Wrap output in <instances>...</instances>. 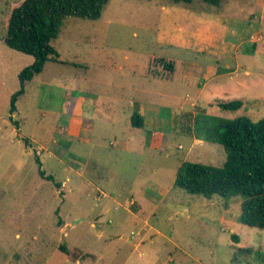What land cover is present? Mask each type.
<instances>
[{"label": "rangeland", "instance_id": "374dc122", "mask_svg": "<svg viewBox=\"0 0 264 264\" xmlns=\"http://www.w3.org/2000/svg\"><path fill=\"white\" fill-rule=\"evenodd\" d=\"M23 1L0 0V264H264L242 196L175 185L183 162L227 157L201 139L197 114L264 118V0H110L98 20L66 17L52 42L63 62L48 61L11 114L34 61L4 41ZM139 107L144 128L127 123ZM62 244L96 258L70 260ZM238 247L253 250L240 263Z\"/></svg>", "mask_w": 264, "mask_h": 264}, {"label": "trees", "instance_id": "16d2710c", "mask_svg": "<svg viewBox=\"0 0 264 264\" xmlns=\"http://www.w3.org/2000/svg\"><path fill=\"white\" fill-rule=\"evenodd\" d=\"M224 1L171 0L175 4L201 3L208 8H219ZM109 2L110 0H24L12 10L4 41L11 48L32 55L34 61L19 72L20 87L11 96V114L17 111V102L25 94L27 82L40 74L48 61L63 62L52 42L59 37L65 18L98 20ZM161 62L167 70L173 71V62H166L163 58ZM243 105L244 102L240 99L219 103L224 110H239ZM131 123L137 128L144 126V117L139 108H135ZM195 124L203 137L199 138L222 144L227 157L222 166L195 161L183 162L177 170L175 185L191 194L203 195L209 199L220 196L227 203L232 197L240 195L243 197L240 221L248 226L264 229V118L254 122L246 115L225 118L197 114ZM39 172L43 178L54 181L53 175H47L41 168ZM56 185L60 186L58 183ZM232 238L238 242L240 237L233 234ZM60 249L73 261L96 258L63 244ZM252 252L250 247H238L233 260L240 263V254ZM245 264L249 263L246 261Z\"/></svg>", "mask_w": 264, "mask_h": 264}, {"label": "crops", "instance_id": "0c3cea01", "mask_svg": "<svg viewBox=\"0 0 264 264\" xmlns=\"http://www.w3.org/2000/svg\"><path fill=\"white\" fill-rule=\"evenodd\" d=\"M79 100H81L80 101V103H78V104H80L81 105V103L83 102V101H85V99L84 98H80ZM144 103H146L145 101L147 100V99H141ZM73 102V104H75V102L77 103V99H75V100H73L72 101ZM131 104L133 105L134 104V99H133V101L131 102ZM100 105H98V107H99ZM113 106H110L109 108H112ZM81 109V108H80ZM139 112H140V114L144 117V126H145V115H144V113L143 112H141V110H140V107H139ZM70 114V113H69ZM122 114L123 115H121L120 116V119L122 120L123 119V116H124V112H122ZM133 114V113H132ZM132 114H131V116H132ZM77 115L76 114H74V112L73 113H71L70 114V117L72 118V119H77V118H75ZM125 117V116H124ZM124 120V119H123ZM76 121H80V123H82L84 120L83 119H81V117H80V120L78 119V120H76ZM127 123L129 124V126H132V127H134L133 125H132V123H131V117L129 118V120L127 121ZM144 126H143V128H144ZM134 201H136V200H134ZM134 201H133V203H134ZM95 256V255H94ZM96 257V256H95ZM69 258V257H68ZM71 260V259H70ZM82 260V259H81ZM78 261V260H77Z\"/></svg>", "mask_w": 264, "mask_h": 264}]
</instances>
